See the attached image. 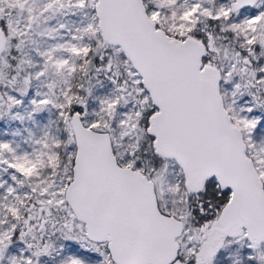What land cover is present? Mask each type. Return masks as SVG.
Listing matches in <instances>:
<instances>
[{
  "label": "snow or ice",
  "instance_id": "1",
  "mask_svg": "<svg viewBox=\"0 0 264 264\" xmlns=\"http://www.w3.org/2000/svg\"><path fill=\"white\" fill-rule=\"evenodd\" d=\"M0 264H264V0H0Z\"/></svg>",
  "mask_w": 264,
  "mask_h": 264
}]
</instances>
